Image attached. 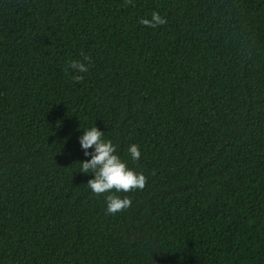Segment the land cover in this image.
I'll use <instances>...</instances> for the list:
<instances>
[{"label": "trees", "instance_id": "obj_1", "mask_svg": "<svg viewBox=\"0 0 264 264\" xmlns=\"http://www.w3.org/2000/svg\"><path fill=\"white\" fill-rule=\"evenodd\" d=\"M93 125L147 177L115 215ZM0 264H264V0H0Z\"/></svg>", "mask_w": 264, "mask_h": 264}, {"label": "clouds", "instance_id": "obj_2", "mask_svg": "<svg viewBox=\"0 0 264 264\" xmlns=\"http://www.w3.org/2000/svg\"><path fill=\"white\" fill-rule=\"evenodd\" d=\"M132 0H125L130 4ZM139 23L153 29L165 25L167 20L158 12L153 11L150 18H140ZM82 59H72L67 61L65 74L75 73L70 78L76 83L83 81L82 73L89 71L88 64L91 57L81 53ZM104 132L95 125L83 129V134L79 137V143L85 156L90 155V159L79 162L80 172L93 173L94 177L87 181V186L96 195H104L106 203V215H115L131 207V198L127 195L121 197L115 193H128L135 190H143L147 184V177L140 172L130 168L126 161L116 154V146L111 140L103 138ZM93 149L89 153V149ZM128 154L132 161H138L140 150L137 144L128 146Z\"/></svg>", "mask_w": 264, "mask_h": 264}]
</instances>
